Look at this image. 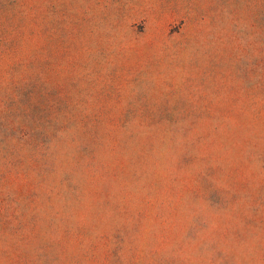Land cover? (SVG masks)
<instances>
[{
	"label": "rangeland",
	"instance_id": "rangeland-1",
	"mask_svg": "<svg viewBox=\"0 0 264 264\" xmlns=\"http://www.w3.org/2000/svg\"><path fill=\"white\" fill-rule=\"evenodd\" d=\"M0 264H264V0H0Z\"/></svg>",
	"mask_w": 264,
	"mask_h": 264
}]
</instances>
